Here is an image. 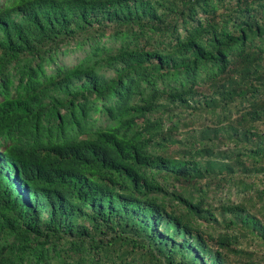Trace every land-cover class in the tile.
I'll use <instances>...</instances> for the list:
<instances>
[{"label": "trees", "instance_id": "trees-1", "mask_svg": "<svg viewBox=\"0 0 264 264\" xmlns=\"http://www.w3.org/2000/svg\"><path fill=\"white\" fill-rule=\"evenodd\" d=\"M0 264H264V0H0Z\"/></svg>", "mask_w": 264, "mask_h": 264}, {"label": "rangeland", "instance_id": "rangeland-1", "mask_svg": "<svg viewBox=\"0 0 264 264\" xmlns=\"http://www.w3.org/2000/svg\"><path fill=\"white\" fill-rule=\"evenodd\" d=\"M68 63H69V64H73V63H75V58H74V57L69 58V59H68Z\"/></svg>", "mask_w": 264, "mask_h": 264}]
</instances>
